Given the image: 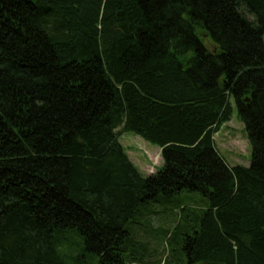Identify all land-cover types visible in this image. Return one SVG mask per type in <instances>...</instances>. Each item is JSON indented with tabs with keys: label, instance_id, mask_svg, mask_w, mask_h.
I'll return each mask as SVG.
<instances>
[{
	"label": "trees",
	"instance_id": "1",
	"mask_svg": "<svg viewBox=\"0 0 264 264\" xmlns=\"http://www.w3.org/2000/svg\"><path fill=\"white\" fill-rule=\"evenodd\" d=\"M263 35L264 0H0V264H264ZM232 102L248 167L213 141Z\"/></svg>",
	"mask_w": 264,
	"mask_h": 264
},
{
	"label": "rangeland",
	"instance_id": "2",
	"mask_svg": "<svg viewBox=\"0 0 264 264\" xmlns=\"http://www.w3.org/2000/svg\"><path fill=\"white\" fill-rule=\"evenodd\" d=\"M264 41V35H263ZM233 112L229 122L223 124L214 134L213 141L215 148L220 156L229 166H244L248 167L251 161V147L247 140V135L243 123L238 117V113L232 102ZM119 143L123 146L129 160L133 165L145 176L148 173H154L162 164L159 149L144 141L139 136L133 133H124L119 136ZM197 197L192 200L185 199V205L195 207L199 205ZM177 213L155 214L150 215L147 219V229L136 230L138 239L143 241L149 252L147 260L150 263L161 260L165 254V243L156 238L154 233L160 229L170 228L175 221Z\"/></svg>",
	"mask_w": 264,
	"mask_h": 264
},
{
	"label": "crops",
	"instance_id": "3",
	"mask_svg": "<svg viewBox=\"0 0 264 264\" xmlns=\"http://www.w3.org/2000/svg\"><path fill=\"white\" fill-rule=\"evenodd\" d=\"M159 149V148H158ZM159 151H160V149H159ZM152 174V173H151ZM150 175V174H149ZM145 176H148V173L147 174H145Z\"/></svg>",
	"mask_w": 264,
	"mask_h": 264
}]
</instances>
